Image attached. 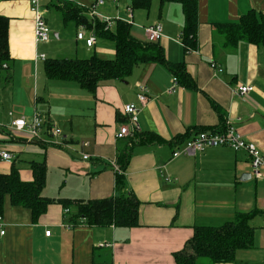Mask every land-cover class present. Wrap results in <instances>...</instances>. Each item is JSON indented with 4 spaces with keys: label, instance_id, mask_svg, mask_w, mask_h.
I'll list each match as a JSON object with an SVG mask.
<instances>
[{
    "label": "crops",
    "instance_id": "0c3cea01",
    "mask_svg": "<svg viewBox=\"0 0 264 264\" xmlns=\"http://www.w3.org/2000/svg\"><path fill=\"white\" fill-rule=\"evenodd\" d=\"M93 1L39 0L54 38L36 43L29 0H0V15L8 18L9 51L8 65L0 66V150L12 155L10 161L0 159V173L15 166L20 179L29 181L31 162H43L44 196L109 197L115 194L111 162L117 164L119 151L130 145L124 191L139 201L138 225L73 224L57 202L33 222L28 209L11 205L6 196L0 264H177L173 253L183 248L195 226H219L248 211L256 212L250 220L252 246L238 249L233 262L215 264H264V167L262 177L255 178L247 153L227 146L172 157L197 131L222 129L227 123L264 154V49L244 41L225 46L213 26L236 22L251 8L264 12V0H197V50L190 51L181 44L180 3L151 0L148 9H134L130 26L141 34L137 38L145 39L143 26L161 22L159 44L165 58L182 62L186 76H178L175 90L167 91L173 73L157 62L141 63L126 78L103 81L92 93L77 82L47 78L44 60L37 55L114 58L111 40L96 36L89 47L76 38L79 24L73 12L86 16L85 7ZM125 3L105 0L98 11L124 18ZM246 84L253 89L244 96L233 92ZM139 85L147 88L144 104L137 99ZM128 103L139 108L143 142L115 138ZM9 112L13 117L37 112L49 118L61 129L63 144L45 135L29 140L26 133L13 132Z\"/></svg>",
    "mask_w": 264,
    "mask_h": 264
},
{
    "label": "trees",
    "instance_id": "16d2710c",
    "mask_svg": "<svg viewBox=\"0 0 264 264\" xmlns=\"http://www.w3.org/2000/svg\"><path fill=\"white\" fill-rule=\"evenodd\" d=\"M178 2L183 11L181 44L185 51L197 50L196 33L198 26L197 0H160ZM151 0H132L134 9L150 7ZM73 9H67L70 13ZM78 24H91L86 16L73 12ZM222 35L224 45L234 47L239 41L253 44L264 49V12L254 8L240 15L236 22L213 24ZM8 18L0 15V66L8 65ZM95 35L111 40L114 44V58L104 59L93 54L88 58H47L44 60L45 75L49 79L77 82L81 87L94 93L103 81L124 79L141 63L157 62L165 66L176 78L186 76L182 62L171 63L166 60L159 41H148L135 37L131 26L116 21L113 28L103 29L96 21ZM146 139L139 132L130 138V143L143 142ZM130 157V145L119 151L116 163L121 173L115 174V194L99 199H65L44 196L42 190L46 182V168L43 162L30 164L32 179L23 181L18 170L12 166L8 173H0V215L3 213L6 196L13 206L30 211L34 222L45 212L50 203H60L69 215V222L83 221L87 225L115 227H134L138 225L139 201L131 191H124V171ZM72 209V210H71ZM254 211L237 213L235 217L219 226H195L193 235L182 249L173 253L177 264H215L233 262L238 249L249 248L253 244L254 228L250 220Z\"/></svg>",
    "mask_w": 264,
    "mask_h": 264
},
{
    "label": "built area",
    "instance_id": "2783aa9c",
    "mask_svg": "<svg viewBox=\"0 0 264 264\" xmlns=\"http://www.w3.org/2000/svg\"><path fill=\"white\" fill-rule=\"evenodd\" d=\"M113 4L118 5L121 0H110ZM124 10L126 12V17H110L108 15L100 14L98 8L105 3V0H94L85 7V14L88 22L91 24L90 27L87 24L80 23L78 25V30L76 33V38L78 40H83L87 46H92L95 44L96 35L94 30V25L96 21H100L103 24L104 30H109L114 27L115 22L120 20L132 25L133 22V5L132 0H125ZM80 5V3H77ZM29 10L32 14L33 19V37L36 43L38 42H48L50 39V29L46 23L45 11L40 7L39 0H29ZM145 39L148 41H159L163 37V27L161 22L156 21L149 25L142 27ZM37 58L45 60V55L39 54ZM214 66V63L212 64ZM221 71V68H216ZM177 87V78L172 76L171 86L167 91H174ZM253 87L251 85H239L233 90L235 94L239 96H244L246 93L251 91ZM147 88L144 85L138 86L137 99L141 104H144L147 100ZM122 113L125 116V121L121 123L115 133V138H132L135 133L140 131V126L138 124V113L139 108L133 104H125L122 108ZM11 117L8 127L13 132H24L27 134L29 140L40 139L42 135L46 140L50 142L62 145L63 139L58 138L63 137L61 129L52 123L49 118L41 116L39 113L34 112L30 117L18 116L13 117L12 113L9 112ZM55 140V141H54ZM82 145H88L87 141H83ZM216 146H227L234 151L244 150L249 158L252 173L255 178H261V169L264 167V154L259 150L253 141L245 140L241 134H239L235 127L230 123H227L224 128H209L197 131L191 138H189L185 144L172 152V157H177L181 154L193 155L196 152L203 151L209 147ZM89 155L87 153L82 154L83 159H88ZM0 159L5 161H10L12 155L5 150H0ZM113 169L117 173H121L115 162H111ZM168 179V178H166ZM67 209H64V213ZM5 224L3 221V216L0 215V238L5 234ZM69 226V225H67ZM50 231H45L46 235H49ZM262 240L264 243V227L262 233Z\"/></svg>",
    "mask_w": 264,
    "mask_h": 264
},
{
    "label": "rangeland",
    "instance_id": "374dc122",
    "mask_svg": "<svg viewBox=\"0 0 264 264\" xmlns=\"http://www.w3.org/2000/svg\"><path fill=\"white\" fill-rule=\"evenodd\" d=\"M49 32H50V38H51V39L54 38L52 30H50ZM131 33H132L135 37H141V34L135 32L134 27L131 28Z\"/></svg>",
    "mask_w": 264,
    "mask_h": 264
}]
</instances>
